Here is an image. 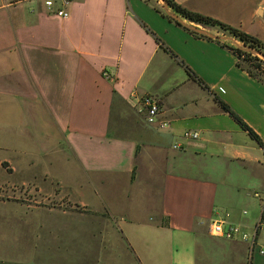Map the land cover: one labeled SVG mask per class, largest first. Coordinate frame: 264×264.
I'll use <instances>...</instances> for the list:
<instances>
[{"label": "crops", "instance_id": "1", "mask_svg": "<svg viewBox=\"0 0 264 264\" xmlns=\"http://www.w3.org/2000/svg\"><path fill=\"white\" fill-rule=\"evenodd\" d=\"M174 1L264 43V0ZM68 10L0 0V264H264V81L230 35L158 0ZM218 213L249 238L209 234Z\"/></svg>", "mask_w": 264, "mask_h": 264}, {"label": "trees", "instance_id": "2", "mask_svg": "<svg viewBox=\"0 0 264 264\" xmlns=\"http://www.w3.org/2000/svg\"><path fill=\"white\" fill-rule=\"evenodd\" d=\"M165 1L167 2L168 6L171 8V11L177 14L180 18L188 22L199 24L203 27L217 29L219 32L233 36L236 39L240 40L244 45L252 47L264 54V43L258 38L245 34L240 30L230 27L209 16H205L200 13L193 12L183 7L182 5L176 3L174 0H165ZM166 16L169 19L173 20L175 23L180 24V22L174 19L173 17L169 15ZM191 32L195 35L209 38L206 35L199 34L194 31ZM228 48L231 49L233 53L236 55L238 59V64L241 67L246 69L250 75L264 81V61L262 59L238 47L228 46ZM222 108L226 110L240 124V126L250 134V136H252L255 140L260 142L258 136L234 112H232L227 105L223 104Z\"/></svg>", "mask_w": 264, "mask_h": 264}, {"label": "built area", "instance_id": "3", "mask_svg": "<svg viewBox=\"0 0 264 264\" xmlns=\"http://www.w3.org/2000/svg\"><path fill=\"white\" fill-rule=\"evenodd\" d=\"M46 11L60 18H66L69 15L68 7L71 5L73 0H41ZM105 78H110L108 73H103ZM219 92H224L222 87L218 88ZM140 105L142 109L145 111L146 120L150 124H155L160 128L168 127L170 125L169 121L167 120H160L158 119L159 114L161 112L160 101L155 96L145 95L140 99ZM183 136L186 138H195L198 136L197 132L194 131H184ZM174 148H178V145H173ZM255 196H258L255 193ZM264 226V223L258 221L255 226V230L258 229L260 226ZM207 230L209 234L216 237H223L225 239H234L238 238L241 240H247L249 235L247 232L243 231L239 225L236 224H229L224 226L222 222L221 215L218 213L216 214V218L212 219L208 222ZM260 254H264V247L259 249Z\"/></svg>", "mask_w": 264, "mask_h": 264}, {"label": "water", "instance_id": "4", "mask_svg": "<svg viewBox=\"0 0 264 264\" xmlns=\"http://www.w3.org/2000/svg\"><path fill=\"white\" fill-rule=\"evenodd\" d=\"M158 1L161 3L162 9L167 13V15L173 17L174 19H176L180 23L182 22L181 18L177 14H175L174 12L171 11V8L168 6V4L165 0H158ZM187 27L196 33L203 34V35H206L209 37H213V38H220L221 37V36L213 35L208 30H205V29H202L199 27L190 26V25ZM222 38L229 39V41L234 45V47H238L244 51L250 52L253 55H256L257 57H259L260 59H262L264 61V54L262 52L254 49L252 47L244 45L240 40L236 39L235 37L223 35Z\"/></svg>", "mask_w": 264, "mask_h": 264}, {"label": "rangeland", "instance_id": "5", "mask_svg": "<svg viewBox=\"0 0 264 264\" xmlns=\"http://www.w3.org/2000/svg\"><path fill=\"white\" fill-rule=\"evenodd\" d=\"M3 177H6L5 174L3 176L0 173V179H3ZM66 201H67L66 198L57 196V198L51 199V202L48 203V204H50V205H57V206H68V205H71V203L66 202ZM57 220H60V219H57ZM130 264H132V263H130Z\"/></svg>", "mask_w": 264, "mask_h": 264}]
</instances>
